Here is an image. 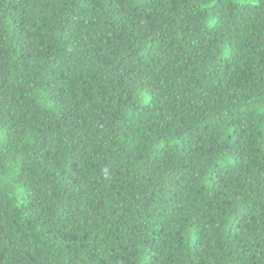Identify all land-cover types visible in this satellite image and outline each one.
Here are the masks:
<instances>
[{
    "label": "trees",
    "instance_id": "trees-1",
    "mask_svg": "<svg viewBox=\"0 0 264 264\" xmlns=\"http://www.w3.org/2000/svg\"><path fill=\"white\" fill-rule=\"evenodd\" d=\"M0 264H264V0H0Z\"/></svg>",
    "mask_w": 264,
    "mask_h": 264
}]
</instances>
